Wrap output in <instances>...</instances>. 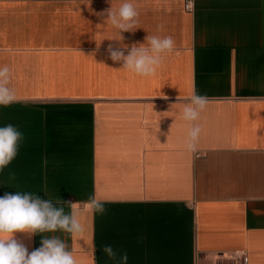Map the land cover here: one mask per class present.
I'll return each instance as SVG.
<instances>
[{
	"label": "crops",
	"instance_id": "0c3cea01",
	"mask_svg": "<svg viewBox=\"0 0 264 264\" xmlns=\"http://www.w3.org/2000/svg\"><path fill=\"white\" fill-rule=\"evenodd\" d=\"M122 2L0 0V67L16 95L0 127L24 137L0 197L75 202L84 226L15 238L31 253L58 236L77 264H120L124 253L126 264H213L210 252L237 249L264 264V0H193L191 11L186 0H134L123 40L98 15ZM147 35L175 41L155 75L108 58L109 44L147 46ZM193 91L210 103L188 122ZM92 197L103 214L88 209Z\"/></svg>",
	"mask_w": 264,
	"mask_h": 264
},
{
	"label": "clouds",
	"instance_id": "9594fccd",
	"mask_svg": "<svg viewBox=\"0 0 264 264\" xmlns=\"http://www.w3.org/2000/svg\"><path fill=\"white\" fill-rule=\"evenodd\" d=\"M192 6L193 2L189 0L188 7ZM98 15L106 16L107 21L120 31V35L123 32H135L133 29L138 11L134 0H123L117 11H112L110 7ZM145 41L147 46L145 43H137L130 48L123 44H109L106 49L108 58L113 62L122 61V68L136 75L153 76L162 62V54L171 52L175 41L171 36L155 35H147ZM9 73L7 66L0 67V106H8L16 100L15 92L7 87ZM209 103L207 95L193 91L183 108V119L188 122L197 121ZM200 132L199 125L190 127L187 146L192 151L196 149ZM23 139V134L16 126L7 124L0 127V172L15 159ZM64 205L68 206L69 212H65ZM87 207L93 213L103 214L106 211L104 204L95 197L90 198ZM79 215L78 204L69 200L54 203L33 193H5L0 197V264H77L66 242L58 236H44L41 246L29 253L27 246L16 239L15 234L24 233L31 239L37 234L67 232L75 237L84 231ZM102 251L109 258L117 259V252L110 244L104 245ZM126 261L127 254L124 253L120 257V264H126Z\"/></svg>",
	"mask_w": 264,
	"mask_h": 264
},
{
	"label": "built area",
	"instance_id": "2783aa9c",
	"mask_svg": "<svg viewBox=\"0 0 264 264\" xmlns=\"http://www.w3.org/2000/svg\"><path fill=\"white\" fill-rule=\"evenodd\" d=\"M188 3L189 0H186L185 8L189 11L193 10L194 3L192 7H188ZM209 256L213 264H250V254L244 249L214 251L210 252Z\"/></svg>",
	"mask_w": 264,
	"mask_h": 264
}]
</instances>
